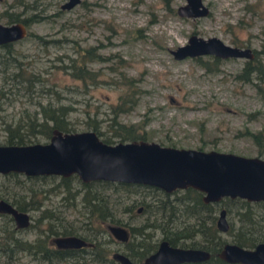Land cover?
<instances>
[{
  "label": "rangeland",
  "instance_id": "374dc122",
  "mask_svg": "<svg viewBox=\"0 0 264 264\" xmlns=\"http://www.w3.org/2000/svg\"><path fill=\"white\" fill-rule=\"evenodd\" d=\"M67 2L0 0V23L14 22L11 13L24 27L21 37L0 44V144L8 122L26 115L40 118L42 106L63 104L68 131L90 129L107 143L121 140L111 132L115 120L143 135L135 139L264 158L247 133L264 129V73L237 75L250 58L264 70V0H200L195 10H204L190 14L177 11L185 0ZM190 34L248 47L251 57H175L170 50ZM76 50L84 53L79 61L83 80L60 67ZM20 67L45 81L28 87L18 76ZM47 138L35 133L25 143ZM182 190L82 181L74 173L0 172V200L13 208L30 197L37 202V208L22 210V224L0 210V264H121L114 254L136 263L137 251L148 253L164 232L174 245L207 251L206 259L190 264H236L209 257L216 241L211 227L223 242L232 239L238 225L234 207L221 198L206 202L209 213ZM249 207L264 224V203L250 201ZM219 208L224 209L223 230L215 226ZM103 221L124 227L126 238L107 235L98 227ZM46 226L85 244L51 250L46 257L35 254L33 246Z\"/></svg>",
  "mask_w": 264,
  "mask_h": 264
},
{
  "label": "water",
  "instance_id": "95a60500",
  "mask_svg": "<svg viewBox=\"0 0 264 264\" xmlns=\"http://www.w3.org/2000/svg\"><path fill=\"white\" fill-rule=\"evenodd\" d=\"M78 1L68 0L65 4L71 6ZM196 5H201L200 0H185L177 11L190 14L192 10L199 13L204 10L196 11ZM23 33L24 27L19 21L0 23V44L18 39ZM170 52L175 57L206 53L218 57H251L248 47L229 45L216 36L202 38L194 34ZM9 171L60 176L74 173L82 181L102 179L138 183L165 192L189 187L200 192L204 203L223 197L264 203V158L260 156L161 145L144 139L107 143L90 129L63 131L52 128L45 141L0 144V172ZM0 210L13 214L18 224L25 222V213L3 200H0ZM215 226L222 230L226 228L223 208H219ZM106 228L115 238H126V229L121 225L111 223ZM51 241L56 247L85 244L82 238L73 234L54 235ZM217 256L227 263L264 264V241H258L252 247L223 242ZM207 257V251L201 248L171 245L164 239L142 263L176 264ZM112 258L121 264H139L119 254Z\"/></svg>",
  "mask_w": 264,
  "mask_h": 264
},
{
  "label": "trees",
  "instance_id": "16d2710c",
  "mask_svg": "<svg viewBox=\"0 0 264 264\" xmlns=\"http://www.w3.org/2000/svg\"><path fill=\"white\" fill-rule=\"evenodd\" d=\"M9 18L12 21L17 20V17L11 13H9ZM77 55L69 57L68 63L60 65V67L66 71V68L69 70L68 73L76 79L83 80V72L81 70V67L79 65V61L81 60L84 53L81 51L76 50ZM77 56H79V60H77ZM253 58H250L244 62L243 67L241 70L237 73L238 76H245L248 77L251 72H260L264 73L263 68L260 66V64H257L255 61H252ZM18 76L24 79L26 85L28 87L32 86L33 82H41L40 76L37 74H33L31 72H24L21 67L18 71ZM45 80H42L44 82ZM41 82V83H42ZM115 108V107H114ZM67 107L63 104L58 105H48V106H42V110L40 113V118H35L33 116H23L18 117L17 120L13 124H5V127H3L5 131V143H25L26 138H28L31 134L40 133L43 136H49L50 131L52 128H57L63 131H68V121L65 118ZM112 126L111 132L118 136L121 140L124 139H135V138H143V135L136 133V130L133 129L132 125H125L123 123H119L118 121H111ZM248 135L251 137L252 141L256 145L258 150H264V129L256 130L254 132H247ZM105 141V140H103ZM13 173V172H10ZM65 177V176H63ZM124 185H141L138 183H129V182H119ZM183 192H186L191 196V200L195 203L194 206L202 209H206L209 213V203H202L200 199V192L186 187L182 190ZM228 199V201L231 203L229 207H234V211L236 212L238 216V225L236 229H233L232 232V239L230 241L235 242L242 246H251L257 241H264V224L259 223L252 217V211L249 207V201H246L244 199L235 197V198H229V197H223ZM26 205H29L32 208H37V202L32 201L31 197L27 202H22V204H17L16 208L19 210H23L26 208ZM170 208H172L170 206ZM94 209V215H98L99 211L96 208ZM210 215V214H209ZM212 215V214H211ZM100 216V215H99ZM98 218V216L96 217ZM212 216H210V219ZM105 221H103L104 223ZM99 229L103 227L101 230H105L103 224L98 226ZM211 227V224L209 225ZM215 234L216 230L211 227ZM46 230H43V239H38L39 241L36 243V245L33 246L34 253H39L40 256L46 257L49 251L51 250H59V248H54L52 246H49L45 243V239L47 236L53 233H59L64 234L61 232H54L50 226L45 227ZM214 232H211L210 235L213 236V238L216 239L214 242V246L211 248L212 254H215V251L219 248L222 240L218 238L217 234L215 235ZM107 234V233H106ZM108 235V234H107ZM167 240L171 243L172 238H167ZM145 254H147L146 249L138 250L136 255H134L136 258H142ZM215 260L219 261L218 259L214 258Z\"/></svg>",
  "mask_w": 264,
  "mask_h": 264
},
{
  "label": "flooded vegetation",
  "instance_id": "af4514ba",
  "mask_svg": "<svg viewBox=\"0 0 264 264\" xmlns=\"http://www.w3.org/2000/svg\"><path fill=\"white\" fill-rule=\"evenodd\" d=\"M117 182H120V181H117ZM176 190V189H175ZM201 202L202 203H204L202 200H201ZM139 207H137L136 209H138ZM19 210V209H18ZM218 211H219V209H218ZM218 211H217V215H218ZM217 215H216V217H217ZM215 217V218H216ZM107 224H111V223H103V226H104V229H106L105 231H106V233L108 234V232H109V230L106 228V225ZM108 231V232H107ZM56 235H58V234H56ZM59 235H63V234H59ZM109 235H111L112 236V234L109 232ZM165 235H166V232H164V234L161 236V238H159L158 240H157V242L155 243V245H154V247L153 248H151L149 251H148V253L147 254H145L142 258H137V261H136V263H139V264H143L142 263V260H143V258L145 257V256H147L148 254H150V253H152V251L154 250V249H156V247H157V245H158V243H159V241L160 240H164L165 239ZM54 235H52L51 237H53ZM51 237L47 240V244L49 245V246H52V247H54V248H62V247H56L54 244H53V242L51 241ZM113 238H114V236H112ZM169 244H171V245H174V244H172V243H170L167 239H165ZM38 242V240L35 242V244L34 245H36V243ZM229 242H232V241H229ZM258 242V241H257ZM222 243H223V241L221 242V244H220V246H219V248L221 247V245H222ZM254 245V244H253ZM253 245H251V246H245V247H252ZM178 246V245H177ZM183 247H195V246H186V245H184ZM219 248L215 251V254H211V253H209V257H211V258H216V259H218V260H221L218 256H217V253H218V250H219ZM223 261V260H222ZM224 262V261H223ZM181 263H188V264H190V263H193V262H181ZM176 264H180V263H176Z\"/></svg>",
  "mask_w": 264,
  "mask_h": 264
}]
</instances>
